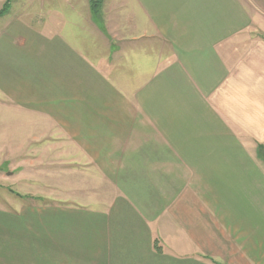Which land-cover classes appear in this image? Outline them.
<instances>
[{"label": "crops", "instance_id": "crops-1", "mask_svg": "<svg viewBox=\"0 0 264 264\" xmlns=\"http://www.w3.org/2000/svg\"><path fill=\"white\" fill-rule=\"evenodd\" d=\"M99 1L0 27L1 106L66 131V204L0 202V264H264V0Z\"/></svg>", "mask_w": 264, "mask_h": 264}, {"label": "rangeland", "instance_id": "rangeland-1", "mask_svg": "<svg viewBox=\"0 0 264 264\" xmlns=\"http://www.w3.org/2000/svg\"><path fill=\"white\" fill-rule=\"evenodd\" d=\"M66 1L11 0L9 13L0 17V27L10 25L8 20L11 19L12 22L47 29L49 33H60L66 39L69 27L81 23L79 14L87 12L84 2L87 4L88 0H71L70 4ZM4 2L0 0V9ZM139 63H143L141 58ZM1 105H4L2 97L0 128L7 125L18 127V123H22V129L0 130V202L66 204V131L59 129L57 121L48 115L35 116L30 107H22L21 113L16 107L17 113H12ZM10 189L23 196L15 195Z\"/></svg>", "mask_w": 264, "mask_h": 264}, {"label": "trees", "instance_id": "trees-1", "mask_svg": "<svg viewBox=\"0 0 264 264\" xmlns=\"http://www.w3.org/2000/svg\"><path fill=\"white\" fill-rule=\"evenodd\" d=\"M90 3H91L92 11H93V12H98L97 10H98V8H99V3H100V1H99V0H90ZM10 9H11V0H5V2H4V4H3L2 8L0 9V17H1V16H4V15H6V14H8L9 11H10ZM259 150H260V153H261V154H262V153L264 154V149H263V148L259 147ZM263 154H262V155H263ZM10 191H11L12 193H14L15 195H17V196H20V197L23 196L22 194H20V193H18V192H16V191H13V190H11V189H10ZM39 199H41V197H39ZM154 246L156 247V249H160V247L158 246L157 241L154 242Z\"/></svg>", "mask_w": 264, "mask_h": 264}]
</instances>
